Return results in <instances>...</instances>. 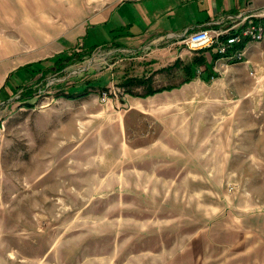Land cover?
<instances>
[{
    "label": "rangeland",
    "instance_id": "374dc122",
    "mask_svg": "<svg viewBox=\"0 0 264 264\" xmlns=\"http://www.w3.org/2000/svg\"><path fill=\"white\" fill-rule=\"evenodd\" d=\"M106 51L0 103V264H264V77L171 105Z\"/></svg>",
    "mask_w": 264,
    "mask_h": 264
},
{
    "label": "crops",
    "instance_id": "0c3cea01",
    "mask_svg": "<svg viewBox=\"0 0 264 264\" xmlns=\"http://www.w3.org/2000/svg\"><path fill=\"white\" fill-rule=\"evenodd\" d=\"M263 5L264 0H51L45 6L25 0L16 14L5 1L0 7V103L43 82L47 69L54 75L73 65L76 53L100 49L107 50L105 57L118 54V63L137 61L138 78L163 83L149 100L177 95L167 103H183L191 82L229 96L247 77L253 79L250 72L264 77V38L243 41L240 63L215 60L214 49L190 51L184 39L197 30L227 29L248 8ZM190 70L194 78L185 82ZM149 100L137 98V104Z\"/></svg>",
    "mask_w": 264,
    "mask_h": 264
},
{
    "label": "built area",
    "instance_id": "2783aa9c",
    "mask_svg": "<svg viewBox=\"0 0 264 264\" xmlns=\"http://www.w3.org/2000/svg\"><path fill=\"white\" fill-rule=\"evenodd\" d=\"M264 38V5L252 9L248 8L243 14L232 21L227 29H202L189 34L184 43L190 51H204L214 49L218 59L226 62L240 63L244 52L240 47L243 41L259 42ZM78 54V53H77ZM249 75L256 79L254 72ZM106 94L101 96V102H106Z\"/></svg>",
    "mask_w": 264,
    "mask_h": 264
},
{
    "label": "trees",
    "instance_id": "16d2710c",
    "mask_svg": "<svg viewBox=\"0 0 264 264\" xmlns=\"http://www.w3.org/2000/svg\"><path fill=\"white\" fill-rule=\"evenodd\" d=\"M75 56H77V57H81V54H75ZM218 55H217V53H215V56L213 57L215 60L216 59H218ZM203 62V61H202ZM189 74H190V76H189V78H187V79H185L184 81L185 82H189L191 79H193L194 78V75H193V71H191L190 70V72H189ZM127 81V80H126ZM126 83L127 82H124L123 84H120L119 86H123V85H126ZM149 83V80H144V79H142V80H139V82H138V84L139 85H146V84H148ZM172 87H169V88H167V89H171ZM156 91L158 92V91H162V90H151V91H149L146 95H150V94H154V93H156ZM59 95H64V94H59ZM58 95V96H59ZM84 94H80V95H78V94H65V98H68V99H75V98H79V97H82Z\"/></svg>",
    "mask_w": 264,
    "mask_h": 264
}]
</instances>
